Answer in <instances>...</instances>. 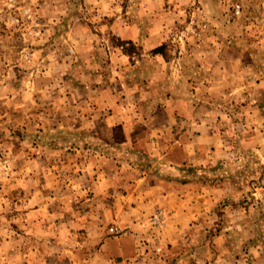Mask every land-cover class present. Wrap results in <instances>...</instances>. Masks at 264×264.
I'll return each mask as SVG.
<instances>
[{"label":"rangeland","instance_id":"374dc122","mask_svg":"<svg viewBox=\"0 0 264 264\" xmlns=\"http://www.w3.org/2000/svg\"><path fill=\"white\" fill-rule=\"evenodd\" d=\"M0 264H264V0H0Z\"/></svg>","mask_w":264,"mask_h":264}]
</instances>
